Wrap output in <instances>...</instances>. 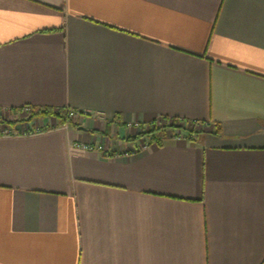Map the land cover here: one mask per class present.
Listing matches in <instances>:
<instances>
[{"label":"crops","instance_id":"crops-1","mask_svg":"<svg viewBox=\"0 0 264 264\" xmlns=\"http://www.w3.org/2000/svg\"><path fill=\"white\" fill-rule=\"evenodd\" d=\"M33 106L78 116L0 135V264H264V0H0Z\"/></svg>","mask_w":264,"mask_h":264},{"label":"trees","instance_id":"trees-1","mask_svg":"<svg viewBox=\"0 0 264 264\" xmlns=\"http://www.w3.org/2000/svg\"><path fill=\"white\" fill-rule=\"evenodd\" d=\"M34 118H41V119L56 118L60 125H65L70 123L72 124V121L68 117V109L65 108L54 110V108L51 107L33 106L31 107V112L28 120L32 121ZM164 122L166 123L165 126L155 127L153 130L144 132L143 135H150L149 138L150 142L156 143L157 145L161 146L166 137V130L168 128H174L178 130L184 129L181 127H177L175 125V123L177 122H183L179 118H173V119L165 118Z\"/></svg>","mask_w":264,"mask_h":264},{"label":"rangeland","instance_id":"rangeland-1","mask_svg":"<svg viewBox=\"0 0 264 264\" xmlns=\"http://www.w3.org/2000/svg\"><path fill=\"white\" fill-rule=\"evenodd\" d=\"M15 114H18V121H14V120L8 121L7 118L4 117V115H2V113L0 112V135L4 134L5 131H8V130L12 131V129L14 128L13 125H18V124L24 122L23 118H26V120L29 121L28 120L29 115L25 116L22 110L17 112V113H15ZM37 119H39V118H34L33 120L36 121ZM175 125L177 127H181V128H183L185 126L184 123H182V122H177V123H175ZM178 131L179 130L177 129L176 130V135H179V136L184 135L183 130H180V132H178ZM147 141H148V138H147Z\"/></svg>","mask_w":264,"mask_h":264},{"label":"built area","instance_id":"built-area-1","mask_svg":"<svg viewBox=\"0 0 264 264\" xmlns=\"http://www.w3.org/2000/svg\"><path fill=\"white\" fill-rule=\"evenodd\" d=\"M22 111H23L25 116L26 115L28 116V115H30L31 107H25V108L22 109ZM77 116H78L77 112H75L72 109H68V117H69L70 120H73V119L77 118ZM67 125L68 124H65L64 126L66 127ZM39 131H41V128L37 127L36 128V132H39ZM11 132L12 131L8 130V131H5V133L2 134V135H9V134H11ZM75 145L78 148H81V149L86 150V151H97V150L98 151H102L103 150V148L101 146H94V145H91V144H83V143L78 144V143H76Z\"/></svg>","mask_w":264,"mask_h":264}]
</instances>
